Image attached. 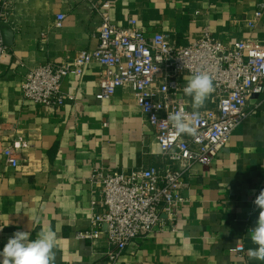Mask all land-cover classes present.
<instances>
[{
	"label": "crops",
	"instance_id": "obj_1",
	"mask_svg": "<svg viewBox=\"0 0 264 264\" xmlns=\"http://www.w3.org/2000/svg\"><path fill=\"white\" fill-rule=\"evenodd\" d=\"M99 1L110 2L114 24L135 18L145 35L167 34L176 46L189 44L204 28L224 44L248 36L264 43V15L254 29L244 21L264 0ZM0 10L8 28L0 35L9 50L0 68V250L16 231L35 239L51 227L57 233L55 264H108L103 237L92 242L77 236L88 227L91 200L99 198L90 172L97 166L163 168L167 162L154 131L127 88H117L108 101L96 98L97 64L79 78H64L61 90L74 99L60 108L23 101L21 82L30 69L71 60L97 45L100 14L86 0H0ZM210 97L201 109L214 107ZM246 108L250 115L214 161L195 164L185 176L176 229L132 240L116 264H258L248 249L255 247L250 231L259 214L253 200L264 186V95H252ZM22 141L27 146L13 169L1 152Z\"/></svg>",
	"mask_w": 264,
	"mask_h": 264
},
{
	"label": "built area",
	"instance_id": "obj_2",
	"mask_svg": "<svg viewBox=\"0 0 264 264\" xmlns=\"http://www.w3.org/2000/svg\"><path fill=\"white\" fill-rule=\"evenodd\" d=\"M100 14L97 45L80 50L68 61L45 62L30 69L21 82L23 101L60 108L65 99L64 78H79L92 64L100 66L96 78V98L108 101L117 88H127L154 131L163 168L150 166L130 171L94 167L89 182L99 193L90 202L89 224L77 233L81 239L104 238L108 264H116L130 242L152 232L175 230L180 206L185 202V176L192 166H209L227 144L232 132L250 115L247 102L252 95H264V43L248 36L231 44L215 38L208 28L185 46H176L167 34H144L135 18L118 26L110 19V2L86 0ZM264 15V3L244 21L254 29ZM65 18L56 16L55 27ZM6 13L0 10V25ZM40 37L46 39L45 32ZM9 56L0 35V68ZM206 72L214 82L210 95L213 108L200 109L194 120L195 137L176 135L168 113L183 109L191 117L193 109L183 92L184 77ZM26 142H13L1 152L13 169L19 167L20 149ZM264 189L261 186L256 195ZM241 251L242 246H237Z\"/></svg>",
	"mask_w": 264,
	"mask_h": 264
},
{
	"label": "clouds",
	"instance_id": "obj_3",
	"mask_svg": "<svg viewBox=\"0 0 264 264\" xmlns=\"http://www.w3.org/2000/svg\"><path fill=\"white\" fill-rule=\"evenodd\" d=\"M184 79L187 83L183 92L191 97V117L181 109L168 113L166 121L176 135L195 137L197 129L194 120L200 118L199 110L205 106L215 87L213 78L206 72H197ZM253 204L259 214L255 227L250 231V239L255 247L248 249V257L258 264H264V189L256 195ZM56 248L57 233L51 227L40 230L35 239L31 238L29 231H16L0 250V264H55Z\"/></svg>",
	"mask_w": 264,
	"mask_h": 264
},
{
	"label": "water",
	"instance_id": "obj_4",
	"mask_svg": "<svg viewBox=\"0 0 264 264\" xmlns=\"http://www.w3.org/2000/svg\"><path fill=\"white\" fill-rule=\"evenodd\" d=\"M0 30L1 31H4V30L6 31V30H8V28H7V26L1 25Z\"/></svg>",
	"mask_w": 264,
	"mask_h": 264
}]
</instances>
